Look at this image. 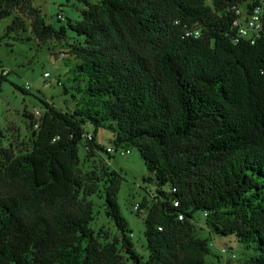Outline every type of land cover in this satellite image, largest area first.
<instances>
[{"label":"trees","instance_id":"obj_1","mask_svg":"<svg viewBox=\"0 0 264 264\" xmlns=\"http://www.w3.org/2000/svg\"><path fill=\"white\" fill-rule=\"evenodd\" d=\"M78 1L80 20L57 30L26 0H0V21L29 8L42 45L68 30L82 42L70 46L79 63L62 85L73 90L72 113L41 100L32 148L16 155L0 143V264H207L197 222L254 253H232L229 264H264V33L235 43L232 25L233 7L264 9V0ZM17 28L14 20L8 30ZM100 129L116 150L137 149L155 177L153 199L135 210L145 212L147 258L134 249L118 203L123 177L97 142ZM83 146L102 159L105 214L120 234L111 242L91 228L87 198L101 179L82 175Z\"/></svg>","mask_w":264,"mask_h":264},{"label":"rangeland","instance_id":"obj_2","mask_svg":"<svg viewBox=\"0 0 264 264\" xmlns=\"http://www.w3.org/2000/svg\"><path fill=\"white\" fill-rule=\"evenodd\" d=\"M87 1L91 4L100 2ZM210 2L211 0H207L208 4ZM26 3L28 7L36 8L43 13L46 24L57 30L62 26L66 27L68 19L80 20L81 12L86 9L85 4L78 0H26ZM28 9L15 10L9 18L0 21V66L10 71L7 80L1 84L0 143L3 148L12 150L16 155L32 148L35 136L31 124L33 121L39 123L45 113L41 100L52 103L61 111L72 113L75 101L70 93L73 90L69 88L70 93L65 94L62 85L67 80L68 71L79 63L70 55V46L82 43L81 39L68 30L66 40H50L42 45L31 32L32 20ZM14 20L18 28L9 31L8 27ZM45 73L49 77H44ZM26 84L31 86L29 90L25 88ZM69 85L71 84H67ZM18 87L23 90H19ZM86 128L89 132L93 131L89 125ZM96 139L100 145L108 147L113 139V133L100 129ZM79 154L82 175H97L101 179L98 192L87 198L93 203L95 212L91 228L101 243L111 242L113 238H119L120 234L105 214L102 159L98 155L89 158L84 146L80 148ZM110 169L123 177L118 203L123 217L132 230L135 251L141 257L147 258L144 236L145 212L136 213L134 208L144 199L149 201L153 199L155 177L147 171L143 158L135 148L130 149V154L126 156L113 155ZM148 177L153 181L145 183L144 178ZM197 216L201 217V213ZM196 227L197 237L209 239L210 254L205 257L207 264H224L221 253L223 249L228 255L236 254L237 260L240 258L242 261L254 255L252 250L240 245L235 236L213 235L214 233L200 222H197Z\"/></svg>","mask_w":264,"mask_h":264},{"label":"built area","instance_id":"obj_3","mask_svg":"<svg viewBox=\"0 0 264 264\" xmlns=\"http://www.w3.org/2000/svg\"><path fill=\"white\" fill-rule=\"evenodd\" d=\"M236 16L232 25L236 31L234 36V42L239 43L242 39L249 41L254 44L256 40L264 33V9L260 5H253L251 2L243 3L232 8ZM186 36L197 38L200 36V30L195 28L186 29ZM9 69L0 66V76H6L9 73ZM44 77H49L47 73ZM30 85L26 84V89H30ZM38 114V113H37ZM38 128V125L35 126ZM86 138L91 139V134H87ZM107 152L111 155L119 154L121 156L129 155V151L116 150L113 146L107 148ZM176 205H178L176 203ZM138 209V205L135 206L134 210ZM182 219V216L179 217ZM222 257L224 258V264H229L231 259L235 258V255H228V252L223 249Z\"/></svg>","mask_w":264,"mask_h":264}]
</instances>
